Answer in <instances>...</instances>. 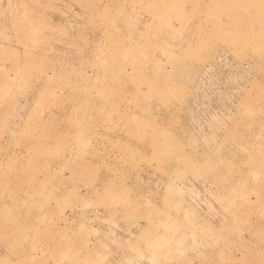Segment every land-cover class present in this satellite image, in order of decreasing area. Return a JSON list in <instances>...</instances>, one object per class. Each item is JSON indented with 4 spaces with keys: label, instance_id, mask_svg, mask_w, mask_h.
Masks as SVG:
<instances>
[{
    "label": "rangeland",
    "instance_id": "1",
    "mask_svg": "<svg viewBox=\"0 0 264 264\" xmlns=\"http://www.w3.org/2000/svg\"><path fill=\"white\" fill-rule=\"evenodd\" d=\"M0 264H264V0H0Z\"/></svg>",
    "mask_w": 264,
    "mask_h": 264
}]
</instances>
